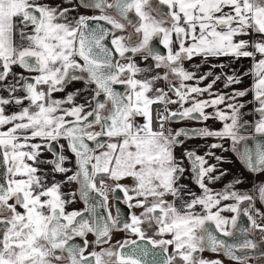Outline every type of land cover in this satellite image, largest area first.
I'll list each match as a JSON object with an SVG mask.
<instances>
[{
	"label": "snow or ice",
	"instance_id": "snow-or-ice-1",
	"mask_svg": "<svg viewBox=\"0 0 264 264\" xmlns=\"http://www.w3.org/2000/svg\"><path fill=\"white\" fill-rule=\"evenodd\" d=\"M227 153L243 171L216 191ZM244 172L264 174V0H0V264H264Z\"/></svg>",
	"mask_w": 264,
	"mask_h": 264
},
{
	"label": "crops",
	"instance_id": "crops-1",
	"mask_svg": "<svg viewBox=\"0 0 264 264\" xmlns=\"http://www.w3.org/2000/svg\"><path fill=\"white\" fill-rule=\"evenodd\" d=\"M228 61H229V58H223V57L220 58L219 60L213 59L210 61L209 64L203 65L198 71L200 73H206L208 71H214L216 74H220L222 70L220 68L212 69L211 65L215 64V63L228 64ZM200 63H201V58L200 57H194L192 61H188L185 63V67L186 68H192V66L200 64ZM250 66H251V61L249 59L242 58L238 62H233L230 68H225L223 71L231 72V69L235 68L238 70V72L242 73L244 71H247L250 68ZM16 70L20 71L19 69H16ZM192 70H196V69L193 68ZM207 82L208 81H205V83H207ZM250 85H251V77L246 76V77H244L242 84L233 85L232 87L235 89H243V88L250 87ZM79 86H80L79 84L75 85V87H79ZM214 90L219 91V92H230L231 91V89L223 88L222 83H219V82L215 85ZM68 91H72V88L70 87L68 89ZM54 95L57 98H59V97H62L64 95V93H56ZM251 99H252L251 94H249L247 97L242 98L241 102H246V101H249ZM251 107H252L251 105H248L244 109V111L245 112H251ZM208 111H211V109H209ZM245 119L246 120H253V119H255V117L252 115H248L245 117ZM207 123H208L209 127H212L214 129L219 128L221 126L218 121H211L210 120ZM181 126L193 128V127H200L201 125H199L197 123H186V124L181 123V124L173 125V127H175V128L181 127ZM211 142H212L211 140L205 141V140H200V139H192V140H188L185 146L188 148H199L200 154H202L204 151L203 145H205L206 143H211ZM225 146L227 147L228 145H225ZM214 151H217V154H220L219 150H214ZM177 154L179 155V150H178ZM226 156L229 160L233 161V163L224 164V165H222V167L228 169L229 172L231 173V175H229L228 177L224 178L223 180H221L219 182H216V183L210 185V187H212L214 190H222L224 188V186L229 181L232 180L233 175H236V173L239 174L242 171L240 163L238 161H236V158L234 157V155L232 153H227ZM210 162H214V161H210ZM186 183H187V181H186ZM244 183H245L244 187H240V184H239V185H237V188L239 190L240 189H246L247 191H249L250 194L253 195L254 188H252V183H253L252 179L245 177ZM190 188H191V186H190Z\"/></svg>",
	"mask_w": 264,
	"mask_h": 264
},
{
	"label": "flooded vegetation",
	"instance_id": "flooded-vegetation-1",
	"mask_svg": "<svg viewBox=\"0 0 264 264\" xmlns=\"http://www.w3.org/2000/svg\"><path fill=\"white\" fill-rule=\"evenodd\" d=\"M172 107H175V106H172ZM181 123L182 124H186V123H195V122H193V121H183ZM181 123H179V124H181ZM181 127H186V126H181ZM177 128H179V127H177ZM234 157H235V155H234ZM241 169L243 171L242 166H241ZM244 176L246 178L252 179V181H253V183H252V188H254L253 195H254V197H256L255 207L260 209L261 211H264V204H262L259 201V199H258V191L255 190V189H258V187L262 183H264V174L254 175V174H251V173L244 172ZM58 179H59V177H58ZM186 181H187V183H186ZM123 183H130V181H123ZM182 183L187 184L189 186V188L191 186V188H190L191 191L199 193L200 190L196 187V185L190 179H185V180L182 181ZM244 186H245V183L240 184V187H244ZM74 187L75 186H66L65 187V191L72 190ZM216 191H220V190H216ZM240 191L241 192H249L246 189H240ZM185 198L187 199L188 197L186 196ZM117 206L120 208L121 215L122 216H127L128 212H129V209H127L126 205L123 204V203H117ZM71 207L82 208L83 204H82V202L78 201L75 205L70 206V209H71ZM136 211H139V210H136ZM113 214H115V208H113ZM241 223L242 224H246L247 223V219L246 218H242L241 219ZM203 255H204L205 258H209V259L217 258L215 256V254H213L211 252H207V251L205 253H203ZM226 264H227V262H226Z\"/></svg>",
	"mask_w": 264,
	"mask_h": 264
}]
</instances>
